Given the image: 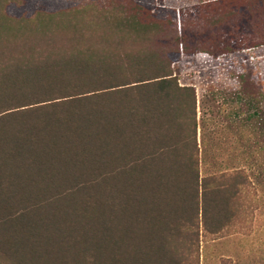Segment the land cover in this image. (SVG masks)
Masks as SVG:
<instances>
[{"label": "trees", "instance_id": "1", "mask_svg": "<svg viewBox=\"0 0 264 264\" xmlns=\"http://www.w3.org/2000/svg\"><path fill=\"white\" fill-rule=\"evenodd\" d=\"M4 2L0 264H200V226H231L254 185L243 146L264 137L259 111L238 123L239 160H211L195 89L169 58L177 31L105 7L14 18ZM238 78L254 109L264 90ZM222 165L233 171L203 173Z\"/></svg>", "mask_w": 264, "mask_h": 264}, {"label": "rangeland", "instance_id": "2", "mask_svg": "<svg viewBox=\"0 0 264 264\" xmlns=\"http://www.w3.org/2000/svg\"><path fill=\"white\" fill-rule=\"evenodd\" d=\"M96 7L113 9L117 15L123 10L139 11L149 20L165 23V27L177 31L180 43L173 39L179 43L178 49L173 45L169 58L181 84L195 89L199 147L205 125L210 159L239 160L240 155L234 152L238 123L246 121L255 109L264 119V97L255 103L254 109L238 97V76L243 72L250 74L253 89L264 90V0H6L3 3V10L14 18L85 8L93 12ZM166 37L161 40L163 43L172 41L170 36ZM252 128L248 123L245 133L249 135ZM248 142L249 145L244 140L243 147L251 154L250 162L242 166L246 164L254 185L232 204L231 226L215 234H205V228L200 226V264H264L261 177L264 137L249 135ZM218 170L211 166L203 173L231 172L233 168L229 170L222 165Z\"/></svg>", "mask_w": 264, "mask_h": 264}]
</instances>
